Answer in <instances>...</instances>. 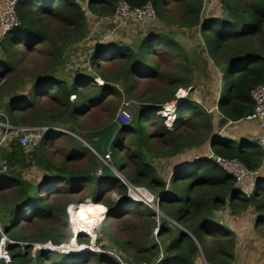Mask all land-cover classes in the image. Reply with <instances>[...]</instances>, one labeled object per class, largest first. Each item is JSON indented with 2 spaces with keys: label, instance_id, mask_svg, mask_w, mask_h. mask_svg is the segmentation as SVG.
I'll return each mask as SVG.
<instances>
[{
  "label": "trees",
  "instance_id": "obj_1",
  "mask_svg": "<svg viewBox=\"0 0 264 264\" xmlns=\"http://www.w3.org/2000/svg\"><path fill=\"white\" fill-rule=\"evenodd\" d=\"M117 1L87 0L86 9L97 17L107 16L114 12ZM124 1L133 7L149 2L161 21L167 17L169 20L171 10L179 7L176 25L198 29L203 51L220 70L218 96L214 104L220 126L228 121L244 119L252 112L254 102L250 91L264 82V0H220L224 15L210 17L202 16L204 0ZM85 11L77 0H17L19 26L0 39V108L5 115L2 119L7 118L16 125H39L43 119L58 121L66 123L74 132L75 126L91 107L120 96L115 85L127 92L149 73L159 75L153 59L156 51L154 39L158 36L163 35L165 40L162 43L171 53L188 61L184 49L172 34H147L137 50L112 42L101 43L94 48L90 59L92 65L96 66V61L101 60L98 68L113 67L109 75L95 72L78 75L68 82L62 80L55 68L63 55L65 42L83 35L87 22ZM59 29L62 30L58 35L60 38L55 41L54 31ZM39 48L47 50L50 63L31 77L33 81L25 94L14 92L16 84L9 86L8 80L17 76V66L23 62L24 56ZM177 64L182 71H188L187 65ZM96 76L100 77L101 83L92 80ZM168 83L167 95L140 96L148 105L138 106L127 123L111 121L94 130L93 137H86L95 152L109 154V164L128 183L143 186L153 193L162 213L177 226L168 223V227L159 229L160 244L133 245L128 239L111 235L105 225L101 227L106 233V239L103 238L116 246L111 245L123 260L133 264H201L199 254L206 264H231L235 246L232 231L214 220L215 212L226 208L236 215L250 207L257 215L256 226L264 224V178L258 177L246 194L236 179L213 159L200 156L179 164L171 172L166 188L156 167L148 161V155L156 151L162 158L173 157L207 142L213 132L212 111L197 106L189 94L184 93L191 86L190 78L176 76L172 72ZM179 97L182 98L175 105ZM43 99L52 102L59 110L38 114L36 109ZM167 102L174 105L164 118L158 111ZM67 134H46L30 148L12 143L8 150L1 152L10 170L0 174V220L8 238L15 242L7 244L10 262L0 259V264H120L106 251L76 255L38 250L35 257L30 256L31 243L50 241L60 245L70 240L72 233L68 223L77 217L81 204L69 211L66 206L79 202V194L85 191L91 200L99 202L104 201L108 191L116 190L124 198L127 195L126 187L107 165H103L99 176L95 175L97 158L94 154L87 166L76 169L70 168L74 165L72 162L82 160L83 156L74 150L55 162L47 151L48 141ZM209 151L224 159H236L250 170L258 169L263 160L262 148L255 140L236 142L221 134L209 144ZM23 159H29L30 164L40 162L43 165L45 174L42 180H27L20 170H16L17 165H24ZM64 182L69 186L59 185ZM140 204L139 207L126 206L117 213L116 203L106 202V207L108 214H113L116 220L137 212L154 213L148 205ZM90 239L82 234L76 236L78 243L89 244ZM96 240L106 242L100 238ZM99 246L103 250L108 249L101 244Z\"/></svg>",
  "mask_w": 264,
  "mask_h": 264
},
{
  "label": "rangeland",
  "instance_id": "obj_2",
  "mask_svg": "<svg viewBox=\"0 0 264 264\" xmlns=\"http://www.w3.org/2000/svg\"><path fill=\"white\" fill-rule=\"evenodd\" d=\"M0 2L1 9L2 0H0ZM77 2L86 10L85 14L87 17V22L85 29L83 30V35L71 37L69 38L70 41L65 42L62 48L63 55L61 56L57 67L55 66L57 76L67 82L73 80L78 75L93 74L95 72H103V74L109 75V73L114 70V68L110 67L109 65H107L105 68H98V64H102L101 60L96 61V66L92 65L90 61L94 48L101 43H120L131 46L134 48V50H137V47L140 41H142L144 35L169 33L168 30L170 31V28L180 29L176 25L175 21V19L180 14L179 7H174L171 10V13L169 14V20L168 17L164 21L154 17L143 21L126 20L117 23H110L103 20V18H98L97 16L91 14L86 9L87 0H77ZM222 15L224 14L220 5V0H204L202 9L203 17ZM53 27L58 28L55 25ZM61 31V29L54 31L55 41H58V38H60L58 35H60ZM2 35L3 34H0V39L2 38ZM162 36L163 35H160L158 38L154 39V42L156 43V51H154L153 59H155V68L159 72V75L149 73L147 78H143L141 81L135 82V88L127 92L122 91L120 86L115 85L117 90H119L120 96L114 97L106 103L102 102L95 107H91L89 113L80 120L77 126H75L76 131L74 132H72L66 123L58 121L48 122L46 119H43L39 125L54 126L69 133L67 136H60L56 139L51 138V140L48 141L49 144L47 151L49 154L53 155L55 162L61 161L67 156L69 152H71V150H74L75 153L83 156L82 160L72 162L74 165L70 168L76 169L87 166L89 164V160H91L93 157L92 154H94V156L97 158L95 161L97 165L95 175L99 176L100 172L103 170V165H107L112 169L113 172H115L116 175L120 176L122 184H124L127 189V195H129L132 193H130V186H132V184L128 183L119 172L113 170L112 165L108 162L109 159L104 157V153L101 154L95 152L87 137H93L92 134L94 133V130L97 131L99 128H102L111 121L120 120L121 122L126 123L130 121L132 115L136 113L138 106L148 105V102H145L144 98L140 96L167 95L169 85L168 80L172 72H175L176 76L189 77L191 80L190 87L193 89L188 93L187 90H184V93L186 92V94H189L190 100L196 103L197 106H204L206 109H208V111L210 110L207 105L213 106L218 96L220 70L207 58L206 53L203 51L202 40L199 38L200 35L197 37L198 49L196 48V51L188 52L185 51L184 47H182L185 51V56L188 57V61H186L187 63L181 56L179 57L178 55L171 53V51L168 50V47L163 45L162 42L165 40V38ZM159 38H161L160 41L158 40ZM169 54H171L170 57H168ZM24 57L25 58L23 62L17 66V76L10 78L7 82L9 86L16 84L14 87V92L22 94H25V91L29 88L31 81H33L31 77L34 74H39L38 72H42L45 69V66L50 63L51 60L50 56L47 54V50H42L41 48L35 51H29L28 55H25ZM178 62L182 65H187L188 71H182V68L177 64ZM92 80L95 83H97L98 80L101 81L99 76H96V78ZM6 98V94H4V99ZM72 98L73 96L70 97V99ZM105 100L106 99L103 101ZM171 104L168 102L165 103L162 107V110L158 111L164 118L167 117L166 113L163 115L164 112L168 113V108L171 109L173 107L170 106ZM51 109L52 111L59 110V108L52 102L43 99L36 111L38 114L42 115L43 111H48ZM1 110L2 109L0 108V111ZM211 110L216 113L215 106H213ZM122 111H125L130 115L128 116L127 121H125V119L119 115ZM214 116L219 115L215 114ZM29 117L30 116H27V118ZM219 126L220 124L218 121V127ZM220 132L223 134L222 130H220ZM57 134L60 133H55V135ZM48 135L53 136V134L50 132ZM78 141H80V143H78ZM209 152L208 140L199 146H193L191 149L185 150L183 153L173 157L162 158L156 153V151H153V153H148L149 155L147 159L152 165L156 167L158 174L163 178L166 183V188H168V179L171 175V172L177 166H179V164L182 162L191 161L196 157L207 156ZM102 158H104L103 161H101ZM23 161L24 165H17L16 170H20L22 175L27 180L33 182L42 180L43 175L45 174L43 165L40 162H37L36 164H30L29 159H23ZM9 170L10 167L8 166L6 172ZM259 171L261 174L264 173V170ZM2 173L4 172L0 171V174ZM254 183V180H245L241 183L242 186H239L240 188L243 187V190H251V187L254 185ZM59 185L62 187L69 186V184L65 182L59 183ZM145 189L148 190L147 188ZM104 190L105 189H102L103 192ZM102 191L99 192V195L102 194ZM77 197L80 199L79 202H73L66 206V210L69 211L70 208H74L81 204L78 207L79 209L77 211V217L71 224L68 223L70 230H72V233L82 232L83 236H89V238L91 237V243L93 242L96 246L101 244L107 247L109 250H114L116 248L112 249L111 245L114 244L110 240H105L106 233L102 231V225H105V229L111 235L118 239H128V241H130L133 245L137 246L142 245L140 243H146V245L155 243L160 244L161 239L158 237L159 229H162L164 226L168 227V223H170V225L177 226V223L173 222L170 217L162 213L160 208L156 206L154 202V204L150 206L152 212L154 213L140 214L137 212L133 215L124 216L119 220L114 219L115 217H113V214H108L109 211L107 210L106 202H113L117 204L116 213L121 209H125L126 206L136 205L139 207L141 205V202H132L131 198H129L128 201L123 200L124 197L118 194L116 190L105 193V197H103L105 199L103 202L91 200L86 195L85 191L82 194H79ZM155 198L156 197L154 195L153 201ZM88 204H96L100 206L102 208V213L100 216H97V218L94 219V223L92 226H90L91 228L89 230L78 229V223H75L81 219L79 214L80 208ZM91 208H93V206ZM132 212L133 211H130V213ZM70 216L72 218V215ZM256 216L255 210L250 207H248L244 212L237 213L236 215L229 213V210L226 208H220L215 212L214 220L218 224H221L232 231V237L234 238L235 246L233 248L234 259L231 264H264V224L256 226ZM98 238L106 242H97L96 239ZM71 240L75 246L70 245V248L77 249L79 246L88 245L85 244V242L78 243L76 240L74 242L73 238H71ZM207 240L211 239L208 238ZM120 252H122V250ZM62 253L79 255L83 252L71 253L70 250H68V252L66 251ZM199 260L201 264H206L201 254H199ZM123 262L127 263L128 260L124 259Z\"/></svg>",
  "mask_w": 264,
  "mask_h": 264
},
{
  "label": "built area",
  "instance_id": "obj_3",
  "mask_svg": "<svg viewBox=\"0 0 264 264\" xmlns=\"http://www.w3.org/2000/svg\"><path fill=\"white\" fill-rule=\"evenodd\" d=\"M16 3L17 0H2V8L0 9V28L2 34H5L9 31L17 30L19 26V21L16 15ZM155 11L152 8L149 2L145 3L140 7H133L130 6L124 0H118L114 9V12L107 16H102L98 18H103L106 22L110 23H117L126 20H135V21H143L146 19L154 18ZM99 81V80H98ZM97 83H101L99 81ZM251 98L254 102L253 110L250 114H248L243 120H250L257 122L260 129H264V82L257 85L250 91ZM172 106V105H170ZM163 113V112H162ZM125 121H127L129 114L125 111L120 112L119 114ZM165 115V113L163 114ZM5 117L4 113L0 111V171L6 172L8 169V161L1 155V152L4 150L9 149V145L12 143H18L22 147H34L36 146L42 137L46 134H55V133H64L63 129L48 126V125H16L10 123L7 118L2 119ZM229 124L231 121H228ZM257 143L261 146L264 150V136L260 135L258 137ZM104 157L109 159V154L105 153ZM207 159H213L219 166H221L228 174H231L237 181L238 185H241L242 182L245 180H254L258 177L264 178V173H260L258 169L250 170L247 169L243 164H241L236 159H224L218 156H214L212 153L209 152ZM102 158L101 161H103ZM242 186V185H241ZM253 188V185L251 189ZM243 190V187H241ZM244 193H248L250 190H243ZM132 192V193H131ZM130 193L128 196L131 198V201L134 202H141L149 207L154 203L157 204V199L153 201V193L149 192L143 186H130ZM154 202V203H153ZM152 203V204H150ZM77 233V232H75ZM75 233L73 234V239L75 240ZM82 233V232H80ZM90 235V234H89ZM12 241L6 235L2 223L0 221V259L3 260L5 263L10 262V254L7 250V244ZM75 242V241H74ZM32 246L30 256L33 258L35 257V253L38 250L42 251H57V252H66L70 249V245L75 246V244L70 241L63 242L60 245H55L50 241H46L43 243H31ZM72 247V246H71ZM87 247L91 252H103L106 251L113 255L120 264H133V263H124L123 259L114 251V250H103L101 247L94 245V243L90 241V243L86 246H79L78 248ZM77 248V249H78Z\"/></svg>",
  "mask_w": 264,
  "mask_h": 264
},
{
  "label": "crops",
  "instance_id": "obj_4",
  "mask_svg": "<svg viewBox=\"0 0 264 264\" xmlns=\"http://www.w3.org/2000/svg\"><path fill=\"white\" fill-rule=\"evenodd\" d=\"M168 32L169 34L173 35V38L182 47L185 48V51L192 52V51H196V48L198 49L197 37L199 36V33L197 28H194L192 30L191 29L186 30L182 28L180 29L170 28V31L168 30ZM0 34H2L1 31ZM213 106L207 105V107H209L210 110L213 108ZM211 113H212V123H213L212 135L215 133H220L223 137L236 142L240 140H255L257 142L258 137L260 135L264 136V129H260L257 122L255 121L241 119L236 122H231L230 124L229 122H226L221 127L220 126L218 127L219 116H214L215 114L218 113L217 111L216 113H214L213 111ZM220 130L223 131V134L222 132H220ZM262 151H263V160L258 170H264V150L262 149Z\"/></svg>",
  "mask_w": 264,
  "mask_h": 264
},
{
  "label": "bare ground",
  "instance_id": "obj_5",
  "mask_svg": "<svg viewBox=\"0 0 264 264\" xmlns=\"http://www.w3.org/2000/svg\"><path fill=\"white\" fill-rule=\"evenodd\" d=\"M173 108V107H172ZM171 108V109H172ZM171 109H169L168 108V113H169V111L171 110ZM164 113H166L167 114V112H164ZM93 211L91 212V213H88L87 214V217L86 218H81L78 222H76L75 224H77V228L78 229H83V230H89L91 227L90 226H92L93 225V223H94V219H96L97 218V216H100L101 215V213H102V208L100 207V206H98V205H96V206H93ZM79 225V226H78ZM85 253H87V250H83Z\"/></svg>",
  "mask_w": 264,
  "mask_h": 264
},
{
  "label": "water",
  "instance_id": "obj_6",
  "mask_svg": "<svg viewBox=\"0 0 264 264\" xmlns=\"http://www.w3.org/2000/svg\"><path fill=\"white\" fill-rule=\"evenodd\" d=\"M192 89H193V88L190 87V88L187 90V93H188V92H191ZM181 98H182V97H179V98L175 101V105L180 101ZM173 105H174V104H173ZM218 137H220V133H215V134H213V135L209 138V144H210L212 141H214L215 138H218ZM240 141H242V140H240ZM116 176L121 180V178H120L119 175H116ZM122 198H123V197H122ZM128 199H129V196L126 195L125 198H124L123 200H128ZM78 206H79V205H77L76 208H77ZM79 233H80V232L75 233V234H76L75 237H76ZM84 249L87 250V252H91V251H89V249H88L87 247L78 248V249H70V252H71V253L84 252V251H83ZM67 252H68V251H67Z\"/></svg>",
  "mask_w": 264,
  "mask_h": 264
},
{
  "label": "snow or ice",
  "instance_id": "obj_7",
  "mask_svg": "<svg viewBox=\"0 0 264 264\" xmlns=\"http://www.w3.org/2000/svg\"><path fill=\"white\" fill-rule=\"evenodd\" d=\"M93 211V209L91 207L85 208V207H81L80 208V216L81 218H86L88 213H91Z\"/></svg>",
  "mask_w": 264,
  "mask_h": 264
},
{
  "label": "clouds",
  "instance_id": "obj_8",
  "mask_svg": "<svg viewBox=\"0 0 264 264\" xmlns=\"http://www.w3.org/2000/svg\"><path fill=\"white\" fill-rule=\"evenodd\" d=\"M172 106H173V104H171ZM154 195V194H153ZM157 199V198H156ZM128 201V200H127ZM156 206H158V203L156 204ZM71 233H72V230H71ZM79 234H82V233H79ZM71 238H73V234H72V237ZM70 238V239H71ZM75 238V240H76V237H74Z\"/></svg>",
  "mask_w": 264,
  "mask_h": 264
}]
</instances>
